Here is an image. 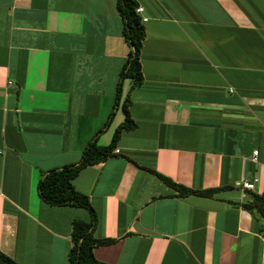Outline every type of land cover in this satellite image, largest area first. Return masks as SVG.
Returning <instances> with one entry per match:
<instances>
[{
  "label": "crops",
  "instance_id": "0c3cea01",
  "mask_svg": "<svg viewBox=\"0 0 264 264\" xmlns=\"http://www.w3.org/2000/svg\"><path fill=\"white\" fill-rule=\"evenodd\" d=\"M135 2L143 81L125 79L116 108L129 52L116 0H0V252L69 264L72 222L90 212L45 204L38 183L90 141L109 145L129 96L136 128L72 182L94 239L111 240L95 260L264 264V221L243 207L264 195V0ZM159 175L217 191L180 196ZM254 179L255 192L236 187Z\"/></svg>",
  "mask_w": 264,
  "mask_h": 264
},
{
  "label": "trees",
  "instance_id": "16d2710c",
  "mask_svg": "<svg viewBox=\"0 0 264 264\" xmlns=\"http://www.w3.org/2000/svg\"><path fill=\"white\" fill-rule=\"evenodd\" d=\"M138 5L135 0H116V9L123 22L122 36L129 47L128 57L125 66L120 72L119 80L116 85L115 106L120 105L122 97V83L125 79L132 80V89L142 84L143 77L140 64V52L142 43L145 39V29L141 20L136 14ZM18 95V93H17ZM131 101L129 96L123 100L121 109L124 115L123 122L115 129L112 140L107 146H99L97 139L90 141L82 153L81 162L76 166H65L62 169L51 170L43 174L40 179L37 192L39 199L47 205L56 207H76L84 208L90 212V220H75L72 222L71 229V248L68 253L69 264H100L93 255L94 247L105 245L111 240H95L93 237L94 228L97 223L96 215L92 209L88 198L77 192L73 187V180L80 171L86 167L98 165L114 155L118 141L123 132H128L136 128V124L131 118L129 107ZM113 110L105 123L108 128L115 116ZM103 131V130H102ZM166 185L175 190L180 196L196 194L203 197L212 196L217 189L205 191H193L179 186L164 178L158 176ZM253 218H260L264 221V197L253 194L251 201L243 205ZM0 264H17L13 259L0 252Z\"/></svg>",
  "mask_w": 264,
  "mask_h": 264
},
{
  "label": "built area",
  "instance_id": "2783aa9c",
  "mask_svg": "<svg viewBox=\"0 0 264 264\" xmlns=\"http://www.w3.org/2000/svg\"><path fill=\"white\" fill-rule=\"evenodd\" d=\"M143 8L142 7H137L136 9V14L141 20V23H145L147 21L146 18L143 17ZM257 155L258 153L255 151L253 153V161L257 163ZM259 182L258 179H254L253 182H248L246 180H241L239 183L236 184L237 188H240L243 191H248V192H255L256 191V184ZM260 195V194H259ZM264 197V195H263Z\"/></svg>",
  "mask_w": 264,
  "mask_h": 264
}]
</instances>
